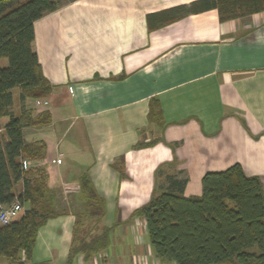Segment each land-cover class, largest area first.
I'll return each instance as SVG.
<instances>
[{"label":"crops","instance_id":"0c3cea01","mask_svg":"<svg viewBox=\"0 0 264 264\" xmlns=\"http://www.w3.org/2000/svg\"><path fill=\"white\" fill-rule=\"evenodd\" d=\"M51 1L60 7L34 23L32 45L52 87L36 111L51 121L25 128L24 139L47 145L56 216L39 230L33 262L164 264L134 217L154 194L180 192L186 180L183 195L199 197L206 174L237 164L264 188V9L221 20L218 0ZM13 97L19 115L20 90ZM84 174L106 208L90 236L108 229L109 246L70 263L88 209Z\"/></svg>","mask_w":264,"mask_h":264},{"label":"trees","instance_id":"16d2710c","mask_svg":"<svg viewBox=\"0 0 264 264\" xmlns=\"http://www.w3.org/2000/svg\"><path fill=\"white\" fill-rule=\"evenodd\" d=\"M59 7V2L51 0H0V119H9L3 134L0 132V206L18 202L24 209L9 224L0 226V258L10 264H38L33 262L38 232L56 216L55 194L48 187V171L41 165L47 145L43 141L26 143L24 129L51 121L48 112L38 113L34 105L47 100L52 87L32 45L34 23ZM243 9L263 10L264 0H218L221 20L234 18ZM16 89L23 105L19 115L12 112ZM151 116L161 121L157 106L151 107ZM21 183L23 191L18 194ZM79 183V201L88 203V209L78 213L70 263L79 254L90 259L109 246L108 229L90 236L105 217V202L89 175L84 174ZM185 184L186 180L181 182L180 192L154 194L134 213L146 221L156 258L164 264H264V188L260 178L246 176L237 164L206 174L199 197H185ZM94 217V225H86V220Z\"/></svg>","mask_w":264,"mask_h":264},{"label":"built area","instance_id":"2783aa9c","mask_svg":"<svg viewBox=\"0 0 264 264\" xmlns=\"http://www.w3.org/2000/svg\"><path fill=\"white\" fill-rule=\"evenodd\" d=\"M35 107H46L49 105L47 100H38L35 102ZM24 169H26V163L24 162ZM24 210L20 203L14 202L10 206H0V226L7 225L11 222L17 214Z\"/></svg>","mask_w":264,"mask_h":264},{"label":"rangeland","instance_id":"374dc122","mask_svg":"<svg viewBox=\"0 0 264 264\" xmlns=\"http://www.w3.org/2000/svg\"><path fill=\"white\" fill-rule=\"evenodd\" d=\"M63 1H65V0H63ZM2 66H3V67H6V66H7V61H6V60H3V61H2ZM48 106H49V105H47L46 108H47ZM82 176H83V175H82ZM80 194H81V193H80V191H79V195H78V196H80ZM80 210H84V209L82 208V209H80ZM91 220H92V219H91ZM91 220H89V221H91ZM95 220H96V218L94 217V221H95ZM91 222H92V221H91Z\"/></svg>","mask_w":264,"mask_h":264}]
</instances>
